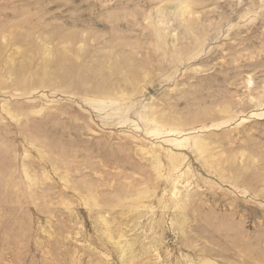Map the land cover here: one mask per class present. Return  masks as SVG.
I'll return each instance as SVG.
<instances>
[{
  "label": "rangeland",
  "instance_id": "1",
  "mask_svg": "<svg viewBox=\"0 0 264 264\" xmlns=\"http://www.w3.org/2000/svg\"><path fill=\"white\" fill-rule=\"evenodd\" d=\"M0 264H264V0H0Z\"/></svg>",
  "mask_w": 264,
  "mask_h": 264
}]
</instances>
